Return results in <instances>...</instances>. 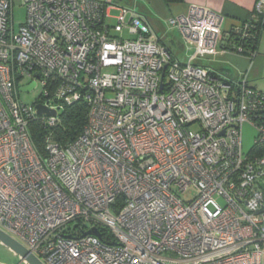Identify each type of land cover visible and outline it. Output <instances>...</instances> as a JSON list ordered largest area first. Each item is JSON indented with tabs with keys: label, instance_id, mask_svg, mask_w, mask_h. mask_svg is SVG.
Masks as SVG:
<instances>
[{
	"label": "built area",
	"instance_id": "1",
	"mask_svg": "<svg viewBox=\"0 0 264 264\" xmlns=\"http://www.w3.org/2000/svg\"><path fill=\"white\" fill-rule=\"evenodd\" d=\"M25 9L17 30L13 0H0V229L44 264H264V156L253 151L264 91L205 65L231 52L225 18L196 5L172 18L194 49L181 62L129 6ZM26 78L42 86L34 105L21 100ZM77 103L88 106L80 136L62 146L50 135L41 154L30 124L54 130Z\"/></svg>",
	"mask_w": 264,
	"mask_h": 264
},
{
	"label": "crops",
	"instance_id": "2",
	"mask_svg": "<svg viewBox=\"0 0 264 264\" xmlns=\"http://www.w3.org/2000/svg\"><path fill=\"white\" fill-rule=\"evenodd\" d=\"M25 1L22 0L24 7ZM257 1L184 0L183 3L167 5L163 0H118L115 3L123 6L132 5V7L140 3L141 15L152 25L161 40L175 54V44L171 40L169 30H167L166 26H168V29L173 28L170 22L171 19L187 13L190 6L207 7L222 15L225 18L224 29L229 32L234 27L243 24L253 17ZM115 12L112 11V14L115 15ZM205 65L233 80H239L247 76L253 87L264 91V33L260 38L257 52L254 56L229 52L215 62H205Z\"/></svg>",
	"mask_w": 264,
	"mask_h": 264
},
{
	"label": "trees",
	"instance_id": "3",
	"mask_svg": "<svg viewBox=\"0 0 264 264\" xmlns=\"http://www.w3.org/2000/svg\"><path fill=\"white\" fill-rule=\"evenodd\" d=\"M163 1L167 5L184 2V0ZM246 23L245 26L248 27L244 34L242 33L243 31L237 33L235 27L229 31L225 47L234 53L239 52V49L242 48L240 54L254 56L257 52L260 38L264 33V16H259L254 13L253 17L250 20H247ZM87 114V104L77 103L65 108L61 115L62 122L54 130L44 128L39 122H32L30 124V132L37 150L41 154L46 155V139L50 135L62 146H67L74 142L80 136L87 123ZM51 131L52 134H50ZM253 151L256 156H264V146L256 147ZM101 235L104 237L108 235V232L102 230Z\"/></svg>",
	"mask_w": 264,
	"mask_h": 264
},
{
	"label": "rangeland",
	"instance_id": "4",
	"mask_svg": "<svg viewBox=\"0 0 264 264\" xmlns=\"http://www.w3.org/2000/svg\"><path fill=\"white\" fill-rule=\"evenodd\" d=\"M99 1H107V0H99ZM109 1H112L115 3L118 0H109ZM14 2H15L14 3V22H15V28L18 30L20 25L23 24L26 20V9L23 6L24 2H22V0H15ZM127 6L133 8L136 12L141 14L140 13L141 12L140 3L138 5H134L133 7L132 5H127ZM114 14L116 15L117 13L115 12ZM166 28L167 30H169L171 40H173L175 44L174 50H175V55L177 59L181 62H186L189 59V57L194 53V49L188 46L184 42L180 32L176 28L173 27L171 29H168V26H166ZM30 82L31 80L26 78L20 82V86L21 87L26 86ZM41 91H42V86L39 85L37 89H35L31 93H21V100L28 105H34L36 102L41 100ZM191 130L198 132L200 130V127L198 125H193L191 126ZM255 136H256V131L249 125H245L243 128V147H244L245 153H249L251 149L253 148ZM0 263L22 264L20 263L19 258L15 256L7 247L3 246L2 244H0Z\"/></svg>",
	"mask_w": 264,
	"mask_h": 264
},
{
	"label": "water",
	"instance_id": "5",
	"mask_svg": "<svg viewBox=\"0 0 264 264\" xmlns=\"http://www.w3.org/2000/svg\"><path fill=\"white\" fill-rule=\"evenodd\" d=\"M39 77V75H37ZM37 83L33 82L30 86L20 88L21 93H31L36 89ZM162 90V87H161ZM38 116H56L57 112L46 109L41 105L36 106ZM86 234L99 235L96 229L90 230ZM0 244L7 247L15 256H17L22 264H44L36 255L28 250L22 243L14 239L6 232L0 229ZM4 264V263H0Z\"/></svg>",
	"mask_w": 264,
	"mask_h": 264
}]
</instances>
